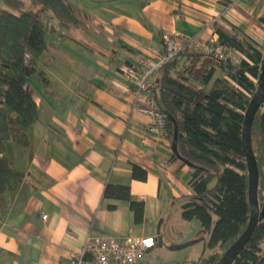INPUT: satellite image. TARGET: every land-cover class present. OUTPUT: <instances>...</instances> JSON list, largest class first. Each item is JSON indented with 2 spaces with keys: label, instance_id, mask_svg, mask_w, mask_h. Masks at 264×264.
I'll return each instance as SVG.
<instances>
[{
  "label": "crops",
  "instance_id": "0c3cea01",
  "mask_svg": "<svg viewBox=\"0 0 264 264\" xmlns=\"http://www.w3.org/2000/svg\"><path fill=\"white\" fill-rule=\"evenodd\" d=\"M69 3L77 28L47 22L52 30L39 62L45 82L28 81L38 108L29 146L8 151L24 180L2 196L0 264H66L87 236L97 235L154 237L155 246L136 264H193L207 236L197 239L199 223L181 217L193 193L190 169L172 159L166 137L147 131L151 121L134 108L120 68L152 58L163 33L208 41L215 28L232 34L234 27L264 47V0ZM133 164L146 171L144 181L132 177ZM107 184L126 185L130 198L143 202L141 223L127 201L103 197Z\"/></svg>",
  "mask_w": 264,
  "mask_h": 264
},
{
  "label": "trees",
  "instance_id": "16d2710c",
  "mask_svg": "<svg viewBox=\"0 0 264 264\" xmlns=\"http://www.w3.org/2000/svg\"><path fill=\"white\" fill-rule=\"evenodd\" d=\"M47 22H55L65 31L78 26L69 0L0 3V209L3 194L16 190L24 180L8 151L11 145L28 148L29 134L38 118L37 103L27 85L32 77L45 82L39 62L47 49ZM164 34L159 52L165 49ZM239 34L234 27L232 34L221 28L214 30L217 43L238 54L236 63L230 58L219 61L199 52L184 51L159 69L155 84L154 99L164 115L165 137L171 146L175 144L172 159L182 160L190 169L188 185L193 193L182 203L181 217L196 220L201 233L207 236L203 254L193 264H216L249 219L241 130L244 112L257 87L264 47L245 35L239 38ZM170 36L180 43L186 38ZM251 145L261 208L264 105L252 123ZM146 175L144 169L133 164L134 179L144 181ZM103 197L127 201L134 222L143 221V202L130 198L128 186L107 184ZM232 264H264V215Z\"/></svg>",
  "mask_w": 264,
  "mask_h": 264
},
{
  "label": "built area",
  "instance_id": "2783aa9c",
  "mask_svg": "<svg viewBox=\"0 0 264 264\" xmlns=\"http://www.w3.org/2000/svg\"><path fill=\"white\" fill-rule=\"evenodd\" d=\"M162 39L165 47L163 52H155L152 58L141 57L135 63L120 68V74L131 85L134 108L151 119L147 131L159 138L165 137L164 115L154 99L159 69L184 51L199 52L219 61L232 59L234 53L224 50L215 36L208 41L186 37L180 43L166 33ZM41 218L45 220L46 216ZM155 244L154 237L118 240L104 235L87 236L81 250L71 253L66 264H136Z\"/></svg>",
  "mask_w": 264,
  "mask_h": 264
},
{
  "label": "water",
  "instance_id": "95a60500",
  "mask_svg": "<svg viewBox=\"0 0 264 264\" xmlns=\"http://www.w3.org/2000/svg\"><path fill=\"white\" fill-rule=\"evenodd\" d=\"M264 105V59L258 77L256 90L251 97L243 115L241 143L242 150L246 160L248 188L247 198L249 206V219L246 228L241 235L223 252L216 264H232L245 247L249 238L253 234L257 224L263 219L264 205L260 208L258 203V172L255 157L251 145V127L256 113ZM172 150L175 151V144H172ZM194 241L172 245L171 249H181L193 244Z\"/></svg>",
  "mask_w": 264,
  "mask_h": 264
},
{
  "label": "rangeland",
  "instance_id": "374dc122",
  "mask_svg": "<svg viewBox=\"0 0 264 264\" xmlns=\"http://www.w3.org/2000/svg\"><path fill=\"white\" fill-rule=\"evenodd\" d=\"M49 31H51L52 30V28L51 27H49V28H47ZM239 60V56H238V54H236V53H233V57H232V61L234 62V63H236L237 61ZM33 78V77H32ZM126 81V80H125ZM127 82V81H126ZM142 114V113H141ZM144 115V114H143ZM146 116V115H145ZM146 117H148V116H146ZM149 118V117H148ZM150 119V118H149ZM150 121H151V119H150ZM262 183L264 184V178H262ZM261 187V189H262V195H264V186H260ZM204 233H198L197 234V239L198 238H201V237H203L204 235H203ZM193 236H195L194 234H193ZM206 236V235H205ZM218 252H220L219 250H218ZM201 254V253H200ZM203 254V253H202Z\"/></svg>",
  "mask_w": 264,
  "mask_h": 264
}]
</instances>
